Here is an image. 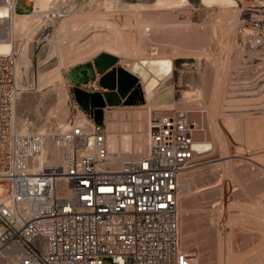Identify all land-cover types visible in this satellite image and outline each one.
I'll use <instances>...</instances> for the list:
<instances>
[{
  "label": "rangeland",
  "instance_id": "rangeland-1",
  "mask_svg": "<svg viewBox=\"0 0 264 264\" xmlns=\"http://www.w3.org/2000/svg\"><path fill=\"white\" fill-rule=\"evenodd\" d=\"M121 1L140 11L172 15L159 17L158 24L149 23L144 55L137 53L138 46L134 48L140 41L132 39L129 43L137 54L118 56L124 67H139L145 78L150 74L147 63L167 61L168 77L153 81V90L143 88L140 80L142 99L119 107L125 110L147 104L146 96L151 94V109L192 110L191 119L201 120L205 127L195 136L218 146L207 161L191 163L184 170L190 190L181 191L178 208L180 247L187 264H264V63L258 60L259 51L249 48L243 37L249 17L263 0H186L182 4L178 0ZM103 2L60 0L58 15L49 14L38 24L21 27L13 50L18 65L28 57L30 67L20 75L23 93L16 104V123L23 121L28 133L42 129L52 133L60 129L57 123L64 110L68 113L66 122L72 116L76 100L67 72L90 62L107 47L105 41L93 40L96 47L91 54L86 50L75 63L66 64L62 57L74 44L71 29L83 31L88 18L94 22L95 17L102 16L108 9ZM180 8L190 9V25L199 35L193 41L200 44L205 37L207 43L201 48L211 54L174 55L181 43L179 27L188 16ZM16 10L33 12L24 0H18ZM232 18H237L236 25L231 23ZM168 25L173 27V40L166 30ZM4 26L1 22L0 34ZM66 35L71 38L65 48L62 44ZM148 81L145 79L144 85ZM198 90L202 95L196 97ZM185 91L190 92L187 101L183 98ZM110 109L104 112L106 133V113L108 122L115 119ZM17 128L22 130L18 123Z\"/></svg>",
  "mask_w": 264,
  "mask_h": 264
},
{
  "label": "built area",
  "instance_id": "built-area-1",
  "mask_svg": "<svg viewBox=\"0 0 264 264\" xmlns=\"http://www.w3.org/2000/svg\"><path fill=\"white\" fill-rule=\"evenodd\" d=\"M24 1L33 11L34 0ZM17 2L0 8L23 14ZM247 23L244 42L264 63V0ZM17 63L14 51L0 54V179L10 182L0 199V264H187L178 204L184 170L213 153L195 136L202 121L189 109H151L147 150L136 155L109 151L103 122L76 101L66 129L18 133Z\"/></svg>",
  "mask_w": 264,
  "mask_h": 264
},
{
  "label": "bare ground",
  "instance_id": "bare-ground-1",
  "mask_svg": "<svg viewBox=\"0 0 264 264\" xmlns=\"http://www.w3.org/2000/svg\"><path fill=\"white\" fill-rule=\"evenodd\" d=\"M178 1L180 2V4H182L186 0H178ZM59 4H60V0H34V10L33 12L29 14H17L16 13V14L11 15L10 10L7 6L0 8V17L2 18L7 17L1 20L2 23H5L6 26H4L2 30V34H0V54H6V53H10L14 51L13 50L14 45L19 39L20 29L23 25L38 24L42 21L43 17L49 14L58 15L59 14V10H58ZM114 5H117L116 10L112 9ZM103 6L108 9L104 11V14L102 13L103 14L102 16L95 17L93 19L94 22H91L92 20L91 17L88 18V21L83 27L84 30H86L85 32L84 30L81 31V29L78 31L71 29V32L75 33L74 36L72 37L74 44L70 46L71 49L69 50L65 49V55L62 58L66 64L75 63L76 61L81 59L82 56H84L83 53L86 50H89V54H91L90 51H92L96 47V44H94L95 42L93 40H96V42L103 40L105 41L106 47L109 50L119 55H122L123 57L129 58L135 52L132 48V45H130L132 39H135L134 42L140 41L139 45H136L135 43V46H134L133 44L134 48L138 46L137 53L139 55L145 54L144 48L146 46L145 41H147V36L140 38L139 35L134 33V30H137L139 28L141 30L145 28L144 30H146L147 28L146 27L147 26L146 16L147 18L150 17L151 14L149 15V13L151 11L149 13H147L148 11H140L138 9H135L133 4H127V3L122 2L121 0H104ZM186 9L187 8H184L182 10L180 8L179 10L180 12L182 13L184 12L188 16H186L187 19L185 23L180 27V31H181L180 39H181L182 47L181 49H179L177 54L179 56L183 54L184 57H188L191 55L200 57V53H204L205 55L209 53L211 54V52L207 53L205 52L204 49L201 48V46L204 43H207L205 40L206 39L205 37H202L201 39L202 42L200 44L197 43L195 39L193 41V38H196L197 36L199 37V35L191 27L190 20H189L190 11H188L190 9L188 10ZM132 21H136V23L133 24ZM231 23L236 25L237 18H232ZM168 27L170 26L168 25ZM172 28H170L169 30L172 31V34H173ZM89 33L90 34L92 33V34L88 36ZM172 36L173 35H171L170 33L169 38L173 40L174 38ZM69 38H71V36L70 37L67 35L64 36L63 44H62L63 47L64 46L65 48L68 47ZM105 52H108V51H105ZM108 53H111V52H108ZM174 55H176V53ZM29 67H30V59L28 57L20 65H18L17 63V70H16L17 79H18L17 81L19 83L20 88H21V84L19 81L20 75L22 72L26 71ZM63 85L64 84L62 82L60 87H62ZM22 93H23V90L21 89V93L17 97L16 104ZM189 93L188 91L184 92L183 94L184 101H187ZM193 94L194 93H192V95ZM195 94L197 97V95H202V92L198 90V92H196ZM152 96L153 95L151 94L147 95L146 96L147 104H144L142 106L124 108L125 110H122V108H120L119 106L111 107L110 109L111 116L115 118L111 122L107 121V113H106V123H108L107 133H106V145L109 151L113 153L121 154V155H136L138 153H143L147 150V124H148L149 114L151 111V106L149 105V101H151ZM64 108H65V105H64ZM67 114L68 113L66 112V110H64L61 115L62 117L61 120L57 123L58 128L66 129L68 127V122H66ZM77 117H78V120H80L82 118V114L79 112ZM124 117H127L126 120L124 119ZM17 123L22 129L20 132L23 134H27L28 131L26 128V124H24L23 121H18ZM17 123H16V115H15V120H14L15 130L18 133H20L17 128ZM39 133H45L44 129L39 131ZM216 135L220 137L219 133ZM219 144H220V141H219ZM211 145H212L213 152H214L215 148H217L218 146L216 145L215 147V145L212 143ZM46 151H47V148L43 150L41 160L45 159ZM61 158H62V151L55 147L52 151L51 161L54 163H58L61 161ZM184 173H187V172L186 171L183 172L182 191L186 192L190 190V183L188 181H184L185 179ZM9 191H10V182L5 179H0V199L5 200L8 197Z\"/></svg>",
  "mask_w": 264,
  "mask_h": 264
},
{
  "label": "water",
  "instance_id": "water-1",
  "mask_svg": "<svg viewBox=\"0 0 264 264\" xmlns=\"http://www.w3.org/2000/svg\"><path fill=\"white\" fill-rule=\"evenodd\" d=\"M67 76L74 84L72 91L77 104L85 111L92 112L95 122L101 124L105 109L116 107L133 88H141L139 78L119 65V57L102 51L90 62L72 67ZM92 81L101 91H91L81 84Z\"/></svg>",
  "mask_w": 264,
  "mask_h": 264
},
{
  "label": "crops",
  "instance_id": "crops-1",
  "mask_svg": "<svg viewBox=\"0 0 264 264\" xmlns=\"http://www.w3.org/2000/svg\"><path fill=\"white\" fill-rule=\"evenodd\" d=\"M151 11V12H150ZM150 11H148L147 13H149V15H150V17H148L147 18V16H146V19H147V21H146V24H147V31H146V33H144V31L142 32V30L139 28V29H137V30H134V33L135 34H137V35H139L140 36V38H143V37H145V36H147V39H149V33H148V24L151 22V25H154V24H158V19H159V17H161V16H166V15H170V14H167V13H165V14H160V13H156V12H152V10H150ZM148 15V14H147ZM133 22V24L134 23H136V21H132ZM170 28H172V26H170V27H166V30H167V32L169 33V36H170V33H171V35H173L174 36V33L172 34V31H170L169 29ZM172 30H173V28H172ZM179 30H180V27H179ZM174 31V30H173ZM138 32V33H137ZM177 32V31H176ZM181 32V31H180ZM178 37H179V35H178ZM180 38H181V36H180ZM177 47V52L179 51V49H180V47H181V43L178 45V46H176ZM101 51H108V52H111V53H113V54H116V55H118V56H120L119 54H117V53H114V52H112L111 50H109L108 48L107 49H102V50H99L97 53H99V52H101ZM96 55V54H95ZM178 54L176 53V56H177ZM166 64H168V62L167 61H162L161 63H158V62H154V61H152V62H149V63H147L146 64V67H147V69L149 70V76H146V78L144 77V75L140 72V69H139V67L138 68H134V67H131V65L130 64H128L127 65V69L130 71V72H132V73H134V74H136L137 76H138V78H139V82H140V85L142 84L141 83V81L143 82V88L144 87H146V88H148V89H150V90H153V89H155V86H154V83H153V81H157V79H160V80H166V78L168 77V74H169V71H168V68H167V66H166ZM119 65H121V66H123L124 67V65L121 63V61H120V59H119ZM145 79H147V84L146 85H144V81H145ZM141 80V81H140ZM92 84V82L90 81V82H88L87 84H83V85H81V87L82 88H84V89H87V88H89V86ZM157 84V83H156ZM142 86V85H141ZM156 94V93H155Z\"/></svg>",
  "mask_w": 264,
  "mask_h": 264
},
{
  "label": "flooded vegetation",
  "instance_id": "flooded-vegetation-1",
  "mask_svg": "<svg viewBox=\"0 0 264 264\" xmlns=\"http://www.w3.org/2000/svg\"><path fill=\"white\" fill-rule=\"evenodd\" d=\"M80 65V64H79ZM92 82V81H91ZM88 82H85L84 84H87ZM73 84V83H72ZM83 85V84H81ZM74 84L72 85V88H73ZM86 90H88L89 92L91 91H101V89L96 85V84H92L89 86V88H87ZM141 95L142 96V93H141V88H133L132 90H130V92L128 93V102H133L137 99V97Z\"/></svg>",
  "mask_w": 264,
  "mask_h": 264
},
{
  "label": "trees",
  "instance_id": "trees-1",
  "mask_svg": "<svg viewBox=\"0 0 264 264\" xmlns=\"http://www.w3.org/2000/svg\"><path fill=\"white\" fill-rule=\"evenodd\" d=\"M142 99V97H141V95H139L138 97H137V99L135 100V101H133V102H138V101H140Z\"/></svg>",
  "mask_w": 264,
  "mask_h": 264
}]
</instances>
